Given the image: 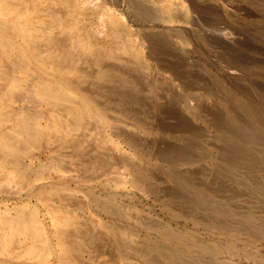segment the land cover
Masks as SVG:
<instances>
[{
	"label": "rangeland",
	"instance_id": "1",
	"mask_svg": "<svg viewBox=\"0 0 264 264\" xmlns=\"http://www.w3.org/2000/svg\"><path fill=\"white\" fill-rule=\"evenodd\" d=\"M92 1L87 45L108 56L82 54L78 87L109 123L9 168L0 203L92 233L65 264H264V0Z\"/></svg>",
	"mask_w": 264,
	"mask_h": 264
},
{
	"label": "bare ground",
	"instance_id": "2",
	"mask_svg": "<svg viewBox=\"0 0 264 264\" xmlns=\"http://www.w3.org/2000/svg\"><path fill=\"white\" fill-rule=\"evenodd\" d=\"M94 4L92 0H0V186L9 168L36 171L31 162L37 156L54 160L55 136L57 140L61 134L75 138L92 120L109 123L88 93L78 87L85 79L77 63L82 54L94 61L108 56L87 45L92 32L84 20L94 13ZM107 13L104 21L113 32L116 18ZM120 46L119 51L129 53V48ZM29 103H42L48 112L31 113ZM62 112L65 118L60 117ZM41 118L44 126L38 122ZM39 143L43 145L38 147ZM39 191L31 193L39 195ZM28 205L0 203V255L7 261L65 264L76 260L83 246L95 238L78 222L55 216V209L48 208L51 231L47 236L35 206L29 210Z\"/></svg>",
	"mask_w": 264,
	"mask_h": 264
}]
</instances>
